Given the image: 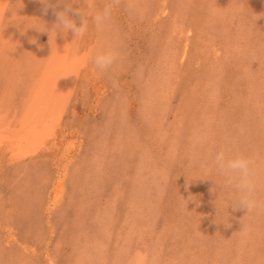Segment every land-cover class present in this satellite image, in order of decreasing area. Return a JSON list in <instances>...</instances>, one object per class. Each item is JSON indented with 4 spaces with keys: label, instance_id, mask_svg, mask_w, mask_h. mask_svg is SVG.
<instances>
[{
    "label": "rangeland",
    "instance_id": "374dc122",
    "mask_svg": "<svg viewBox=\"0 0 264 264\" xmlns=\"http://www.w3.org/2000/svg\"><path fill=\"white\" fill-rule=\"evenodd\" d=\"M185 1L140 0L139 4V0H73L69 15L77 26L83 22V16L74 10L80 8L81 4L95 3V7L101 9L110 2L114 12H111L110 22L103 31H98L93 23H88L89 30L72 41L73 46H77V50L81 49L80 54L83 53L87 60L90 59L93 49L102 46L116 48L119 57L103 75L95 70L92 62L88 65L91 70H79L81 73L79 72L78 79H81L70 89L72 93L67 98L62 112L60 111L57 120L59 124L54 123L57 127L54 145L47 142L46 147L36 154L21 159L14 158L10 152L0 149V264H77L79 253L88 250L93 253L91 256H94L90 264H113L116 260L119 264H124L136 249L144 251L146 248L156 251V264H216L217 261V264H257L260 257L264 260V0ZM224 5H227V9ZM65 7L64 4L45 6L40 0H8L5 4L0 17V119L11 127L16 128L29 109L27 107L31 108L33 105V90L37 93L39 88L36 85L39 67L47 63L49 56L52 58L53 45L57 46L62 40L65 42V39L69 41V35L71 40L74 38L71 30L67 32L65 39L64 33L57 32L55 35L54 32L42 31L45 24L51 26L55 23L57 12ZM166 8L168 12L164 14L163 10ZM243 8H247L246 11ZM251 13H254V16ZM185 27H190L193 32L189 43L184 34H179L181 28ZM202 30L210 34L213 42L199 38ZM6 37L7 42L3 45L2 40ZM184 42L189 44L188 53L181 62ZM211 43L222 53L228 50L230 59L221 62L222 55L215 56L210 47ZM41 45L46 50H43ZM251 52L253 53L248 54ZM41 58H45L44 64ZM257 59H260V62ZM113 80L116 81L115 87ZM97 84L101 86L97 88ZM102 87L105 88L101 89ZM98 89L104 90L100 99L96 95ZM94 103L97 106L93 105ZM181 114L183 117H180ZM165 133L167 135H164ZM68 142L73 143V148L70 147L67 152L63 145ZM6 145L9 144L3 145L5 149ZM221 146L231 152L245 153L253 159L255 172L259 177L257 198L262 203L261 207L250 213H247L246 208L232 204L236 195L233 186L213 165L209 166ZM158 150H161L160 155ZM185 163L189 165L186 166ZM154 168L159 172L156 173ZM151 174L153 178L149 176ZM59 179L63 183V189L61 194L55 197L53 187ZM90 179H94L95 184ZM139 179H142V182ZM134 181L140 182L136 184ZM71 187L73 189H70ZM142 188L144 190L140 191ZM212 189L218 190L214 192ZM111 190L114 192L111 193ZM211 190L214 193L211 194ZM136 209H140L139 212ZM244 225H248L247 230ZM234 226H237V229ZM8 228L13 229V240L8 239ZM107 238L114 240L113 243L111 241L110 244ZM96 244H99L98 250H95ZM260 261L259 264H264Z\"/></svg>",
    "mask_w": 264,
    "mask_h": 264
},
{
    "label": "bare ground",
    "instance_id": "6f19581e",
    "mask_svg": "<svg viewBox=\"0 0 264 264\" xmlns=\"http://www.w3.org/2000/svg\"><path fill=\"white\" fill-rule=\"evenodd\" d=\"M7 1L8 0H0V17H1V15L3 14V10H4V7H5V4L7 3ZM85 1V0H84ZM110 1V0H109ZM116 1V0H115ZM120 1V0H119ZM132 1V0H131ZM136 1H138V0H136ZM187 1V0H186ZM185 1V2H186ZM189 1V0H188ZM214 1V0H213ZM224 1V0H223ZM232 1V0H231ZM230 1V2H231ZM235 1V0H234ZM238 1V0H237ZM252 1V0H251ZM145 2V1H144ZM229 2V3H230ZM238 2H240V1H238ZM244 2H245V0H244ZM23 3V2H22ZM84 3V2H83ZM90 3V2H89ZM110 3V2H109ZM122 3V2H121ZM137 3V2H136ZM139 4H140V0H139V2H138ZM161 3V2H160ZM175 3H177V2H175ZM188 3V2H187ZM190 3V2H189ZM221 3V2H220ZM219 3V4H220ZM225 3V2H224ZM248 3V2H247ZM95 4V3H94ZM111 4V3H110ZM129 3H127V5H128ZM142 4H144V3H142ZM152 4V3H151ZM180 4V3H179ZM197 4H198V2H197ZM215 4V3H214ZM227 4V3H226ZM236 4V3H235ZM126 5V6H127ZM148 5V4H147ZM165 5V4H164ZM189 5V4H188ZM187 5V6H188ZM209 5V4H208ZM207 5V6H208ZM254 5V4H253ZM78 6V5H77ZM76 6V7H77ZM96 6V5H95ZM132 6V5H131ZM163 6V5H162ZM182 6V5H181ZM184 6V5H183ZM225 6V5H224ZM227 6V5H226ZM225 6V7H226ZM261 6V5H260ZM25 7H26V5H25ZM98 7V6H97ZM103 7V6H102ZM128 7H130V6H128ZM151 7V6H150ZM163 7H165V6H163ZM180 7V6H179ZM185 7V6H184ZM211 7V6H210ZM210 7H207V8H210ZM255 7V6H254ZM28 8V7H27ZM101 8V7H100ZM172 8V7H171ZM206 8V9H207ZM232 8H234L233 6H232ZM231 8V9H232ZM258 8V7H257ZM29 9V8H28ZM78 9V8H77ZM156 8H154V10H155ZM226 9H227V7H226ZM243 9H245V8H243ZM247 9V8H246ZM246 9H245V11H246ZM253 9V8H252ZM161 10V9H160ZM163 10V9H162ZM184 10V9H183ZM233 10V9H232ZM254 10V9H253ZM134 11V10H133ZM158 11V10H157ZM171 11H173V10H171ZM187 11H189L188 9H187ZM202 11V10H201ZM229 11V10H228ZM113 12V11H112ZM132 12V11H131ZM167 12H168V10H167V8L166 9H164L163 10V13L164 14H167ZM184 12V11H183ZM190 12V11H189ZM208 12V11H207ZM223 12H225V11H223ZM114 13V12H113ZM133 13V12H132ZM191 13V12H190ZM227 13V12H226ZM225 13V14H226ZM255 13V12H254ZM253 13V14H254ZM189 14V13H188ZM224 14V13H223ZM239 14V13H238ZM252 14V13H251ZM252 14V15H253ZM261 14V13H260ZM161 15V14H160ZM172 15V14H171ZM192 15V14H191ZM227 15H229V13L227 14ZM227 15H226V17H227ZM243 15V14H242ZM232 16V15H231ZM248 16V15H247ZM250 16V15H249ZM254 16V15H253ZM15 17V16H14ZM229 17V16H228ZM238 17H240V16H238ZM243 17H244V15H243ZM83 18V20L85 19V18H87V19H90V17H82ZM192 18V17H191ZM217 18V17H216ZM230 18V17H229ZM233 18V17H232ZM258 18V17H257ZM183 19V18H182ZM209 19V18H208ZM233 19H235V18H233ZM240 19V18H239ZM254 19V18H253ZM189 20V19H188ZM224 20H226V19H224ZM232 20V19H231ZM230 20V21H231ZM249 20V19H248ZM260 20V19H259ZM262 20V19H261ZM193 21V20H192ZM210 21V20H209ZM250 21V20H249ZM165 22H167V21H165ZM172 22V21H171ZM234 22V21H233ZM90 25L92 24V21L90 20L89 22H88ZM133 23V22H132ZM225 23H226V21H225ZM250 23V22H249ZM11 24V23H10ZM29 24V23H28ZM166 24V23H165ZM173 24V23H172ZM175 24V23H174ZM228 24V23H227ZM251 24V23H250ZM11 25H13V24H11ZM169 25V24H168ZM220 25V24H219ZM230 25V24H229ZM256 25V24H255ZM263 25V24H262ZM135 26V25H134ZM225 26H227L226 24H225ZM244 26V25H243ZM197 27V26H196ZM220 27V26H219ZM222 27V26H221ZM228 27V26H227ZM231 27H233V26H231ZM235 27V26H234ZM256 27V26H255ZM109 28V27H108ZM132 28V27H131ZM216 28V27H215ZM257 28V27H256ZM259 28V27H258ZM87 30H89V29H87ZM204 30V29H203ZM201 31V33H202V35H200L199 36V38H205L207 41H211V42H213V39H211L210 38V34H208V33H206V32H204V31ZM222 30H224V29H222ZM234 30V29H233ZM233 30L231 31V32H233ZM20 31V30H19ZM219 31H221V30H219ZM225 31H226V29H225ZM227 31H228V28H227ZM230 31V30H229ZM236 31V30H235ZM241 31V30H240ZM175 32V31H174ZM204 32V33H203ZM224 31H222V33H223ZM87 33V32H86ZM89 33H91L90 31H89ZM95 33V32H94ZM104 33V32H103ZM221 33V34H222ZM54 34V33H53ZM58 34V33H57ZM69 34V33H68ZM173 34V33H172ZM179 34L181 35V36H183V34L186 36V41L189 43V41H190V37L192 36V34H193V32H192V29L189 27V28H187V27H185V28H181V30L179 31ZM217 34H219V33H217ZM235 34V33H234ZM253 34V33H252ZM66 35H67V33H64V36L65 37H63V39H65L66 38ZM92 35V34H91ZM226 36H227V34H225ZM238 35V34H237ZM243 35V34H242ZM63 36V35H62ZM68 36V35H67ZM70 36L71 35H69L68 36V40L69 41H66V39H65V42L62 40H59V41H61L60 43H58L57 44V46L56 45H53V49H52V58H50L51 56H49V58H48V61H47V63L46 64H44L43 62H44V60L43 59H45V58H41L43 61H42V63L44 64V65H42V66H40L39 67V71H38V77H37V83H36V85H37V87H39L38 89H37V93H35L34 92V90H33V93L35 94L34 96H33V105L31 106V108L30 107H27V108H29L28 110H26L27 112H23L25 115L22 117V119L20 120V122L18 123V126H15L16 128H14V127H11L10 125H7V124H5V123H3L2 122V119H0V149L2 150V151H4V152H10L11 153V156L12 157H14V158H19V159H21V158H26V157H29V156H32V155H34V154H36L37 152H39L43 147H46V143L47 142H51L52 143V145H54V143H56L55 141V134H56V132H57V127H56V125L54 124V123H57V120L59 119V115H60V111L62 112V110H63V108L66 106V101H67V98L71 95V88H72V86L73 85H76V84H78L77 83V81L78 80H80V79H78V76H79V70L81 69V70H84V71H87V70H89L90 68H89V63L91 62L90 61V59L89 60H87L85 57H84V55H83V53L82 54H80V50H77L78 48H76L77 46H73L74 44L72 43V41H70L71 39H70ZM93 36V35H92ZM226 36H224L225 38H226ZM231 36V35H230ZM233 36H235V35H233ZM240 36V35H239ZM8 37V36H7ZM7 37L5 38V40L3 41L2 40V44L3 45H5V43L7 42ZM89 37V36H88ZM166 37V36H165ZM223 37V36H222ZM238 37V36H237ZM54 38H55V36H54ZM72 38V37H71ZM92 38V37H91ZM99 38H102V37H99ZM198 38V39H199ZM218 38V37H217ZM228 38V37H227ZM250 38V37H249ZM252 38V37H251ZM53 39V38H52ZM56 39H57V37H56ZM73 39V38H72ZM79 39V38H78ZM87 39V38H86ZM86 39H85V41H86ZM104 39V38H103ZM216 39V38H215ZM222 39V38H221ZM93 40V39H92ZM171 40V39H170ZM224 40V39H223ZM238 40V39H237ZM254 40V39H253ZM16 41V40H15ZM52 41V40H51ZM53 41H54V39H53ZM198 41V40H197ZM227 41V40H226ZM242 41H245V40H242ZM251 41V40H250ZM21 42V41H20ZM55 42V41H54ZM62 42H63V44H62ZM87 42V41H86ZM106 42H108V41H106ZM195 42V41H194ZM220 42H221V40H220ZM256 42V41H255ZM94 43V42H93ZM185 43V42H184ZM188 43H185V47H184V50H182L183 52H182V55H180L181 56V62H183V60L185 59V57L187 56V45H189ZM223 43V42H222ZM256 43H258V42H256ZM62 44V45H61ZM80 44V43H79ZM229 44V43H228ZM242 44V43H241ZM240 44V45H241ZM246 44V43H245ZM263 44V43H262ZM261 44V45H262ZM17 45V44H16ZM50 45V44H49ZM77 45V44H76ZM256 45V44H255ZM260 45V46H261ZM80 46V45H79ZM88 46V45H87ZM222 46V45H221ZM229 46V45H228ZM233 46V45H232ZM51 47V46H50ZM172 47V46H171ZM210 47H211V49H212V51H213V53H215V56H220V55H222L221 57H220V61L222 62L223 60H225V61H227L228 59H230L229 57H228V55H229V52H228V50H226L224 53H222L221 51H220V49H218V48H216L215 47V44H213V43H211L210 44ZM41 48L43 49V47H42V45H41ZM47 48H48V46H47ZM80 48V47H79ZM224 48V47H223ZM33 49V48H32ZM253 49V48H252ZM258 49V48H257ZM38 50H40V49H38ZM43 50H46V49H43ZM94 51H95V49H93ZM194 50V49H193ZM254 50V49H253ZM262 50H263V48H262ZM42 51V50H41ZM93 51V52H94ZM46 52V51H45ZM228 52V53H227ZM242 52H244V51H242ZM241 52V53H242ZM258 52V51H257ZM260 52V51H259ZM42 53H43V51H42ZM47 53V52H46ZM227 53V54H226ZM239 53V52H238ZM253 52H251V53H248V54H252ZM34 54V53H33ZM35 54H38V53H35ZM205 54H208V53H205ZM247 54V55H248ZM232 55V54H231ZM234 55V54H233ZM242 55V54H241ZM36 56H38V55H36ZM35 55H34V57H36ZM46 56V55H45ZM201 56V55H200ZM253 56V55H252ZM255 56H256V54H255ZM195 57H197V56H195ZM231 57V56H230ZM178 58V57H177ZM194 58V57H193ZM233 58V57H232ZM234 58H236L235 56H234ZM243 58H244V56H243ZM259 58V57H258ZM262 58V57H261ZM237 60H238V58H236ZM240 59V58H239ZM242 59V58H241ZM87 60V61H86ZM176 60V59H175ZM187 60H189V59H187ZM235 60V59H234ZM236 60V61H237ZM242 60H244V59H242ZM245 60H247L246 59V56H245ZM244 60V61H245ZM257 60H259V62H260V59H257ZM177 61V60H176ZM199 61V60H198ZM197 61V62H198ZM233 61V60H232ZM46 62V61H45ZM189 62V61H188ZM201 62V61H200ZM242 62V61H241ZM178 63V62H177ZM244 63V62H243ZM247 63V62H246ZM34 64V63H33ZM180 64V63H179ZM184 64V63H183ZM186 64V63H185ZM184 64V65H185ZM231 64V63H230ZM254 64V63H253ZM211 65V64H210ZM223 65H224V62H223ZM222 65V66H223ZM236 65V64H235ZM250 65V64H249ZM256 65V64H255ZM264 65V64H263ZM18 66V65H17ZM37 66H39V65H37ZM36 65H35V67H37ZM183 66V65H182ZM222 66H220V67H222ZM125 67V66H124ZM202 67V66H201ZM204 67V66H203ZM237 67V66H236ZM238 67H239V65H238ZM253 67V66H252ZM29 68H30V65H29ZM180 68V67H179ZM246 68H247V66H246ZM152 69V68H151ZM157 69V68H156ZM162 69V68H161ZM204 69H205V67H204ZM244 69V68H243ZM253 69V68H252ZM10 70V69H9ZM91 70V69H90ZM158 71V70H157ZM159 71H161V70H159ZM11 72V71H10ZM14 72V71H13ZM13 72H12V74H13ZM201 72V71H200ZM221 72V71H220ZM81 73V72H80ZM94 73V72H93ZM205 73V72H204ZM210 73V72H209ZM17 74V73H16ZM255 74H256V72H255ZM89 76V75H88ZM164 76V75H163ZM166 76V75H165ZM221 76V75H220ZM81 77V76H80ZM85 77H86V75H85ZM167 77V76H166ZM201 77V76H200ZM230 77H232V76H230ZM256 77V76H255ZM102 78V77H101ZM202 78H203V76H202ZM92 79V78H91ZM168 79H169V77H168ZM176 79V78H175ZM17 80V79H16ZM86 80V79H85ZM98 80V79H97ZM200 80V79H199ZM19 81V80H18ZM17 81V82H18ZM92 81V80H91ZM102 81V80H101ZM166 81V80H165ZM205 81H207V80H205ZM99 82V81H98ZM103 82V81H102ZM200 82H201V80H200ZM206 83H208V82H206ZM239 83V82H238ZM24 84V83H23ZM92 84H94V83H92ZM102 84V83H101ZM173 84V83H172ZM224 84V83H223ZM174 85V84H173ZM225 85V84H224ZM10 86V85H9ZM13 86V85H12ZM95 86V85H94ZM101 85H98L97 84V88L98 87H100ZM159 86V85H158ZM252 86H253V84H252ZM153 87H155V86H153ZM160 87V86H159ZM2 88V87H1ZM14 88V87H13ZM20 88V87H19ZM105 88V87H104ZM103 87L101 88V89H104ZM165 88V87H164ZM77 89V88H76ZM109 89V88H108ZM162 89V88H161ZM166 89V88H165ZM169 89V88H168ZM203 89V88H202ZM252 89H254V88H252ZM111 90V89H110ZM124 90V89H123ZM163 90V89H162ZM3 91V90H2ZM9 91V90H8ZM95 91V90H94ZM109 91V90H108ZM169 91V90H168ZM27 92V91H26ZM28 92H30V91H28ZM96 92H97V96H98V98L100 99L101 98V96H103V92H104V90L102 91V90H100L99 91V89L98 90H96ZM150 92V91H149ZM206 92H207V90H206ZM209 92V91H208ZM25 93V92H24ZM107 93H109V92H106V94ZM120 93V92H119ZM118 93V94H119ZM169 93L170 94H172L170 91H169ZM20 94V93H19ZM26 94V93H25ZM169 94V95H170ZM237 94H239V93H237ZM33 95V94H32ZM90 95V94H89ZM92 95H94V94H92ZM111 95V94H110ZM154 95V94H153ZM2 96V95H1ZM112 96V95H111ZM114 96V95H113ZM124 96V95H123ZM157 96V95H156ZM205 96V95H204ZM6 97V96H5ZM21 97V96H20ZM23 97V96H22ZM29 97V96H28ZM95 97V96H94ZM115 97V96H114ZM113 97V98H114ZM152 97V96H151ZM154 97V96H153ZM92 98V97H91ZM116 98H118V97H116ZM129 98H130V96H129ZM138 98V97H137ZM140 98H142V97H140ZM139 98V99H140ZM7 99V98H6ZM31 99V98H30ZM131 99V98H130ZM150 99V98H149ZM152 99V98H151ZM156 99V98H155ZM8 100V99H7ZM18 100H20V99H18ZM141 100V99H140ZM144 99L142 98V101H143ZM158 100V99H157ZM205 100V99H204ZM20 101H24L25 102V100H20ZM31 101V100H30ZM29 101V102H30ZM102 101V100H101ZM145 101H146V98H145ZM152 101V100H151ZM150 101V102H151ZM256 101V100H255ZM96 102V101H95ZM131 102V101H130ZM149 102V101H148ZM8 103H9V101H8ZM143 103V102H142ZM141 103V104H142ZM147 103V102H146ZM152 103V102H151ZM153 103H155V102H153ZM166 103V102H165ZM190 103V102H189ZM235 103V102H234ZM20 104V103H19ZM18 104V105H19ZM120 104V106H123V104L121 105V103H119ZM126 104H127V102H126ZM132 104H133V102H132ZM156 104V103H155ZM93 105H95V103L93 104ZM99 105V104H98ZM146 105V104H145ZM95 106H97V105H95ZM117 106V105H116ZM170 106V105H169ZM197 106V105H196ZM111 107V106H110ZM125 107H126V105H125ZM148 107V106H147ZM154 107V105H152V108ZM6 108V107H5ZM96 108V107H95ZM109 108V107H108ZM152 108H151V110H152ZM160 108V107H159ZM113 109V108H112ZM131 109V108H130ZM222 109V108H221ZM1 110V109H0ZM8 110V109H7ZM116 110V109H115ZM140 110V109H139ZM150 110V109H149ZM153 110H154V108H153ZM152 110V111H153ZM223 110V109H222ZM157 111V110H156ZM163 111V110H162ZM20 112V111H19ZM71 112V111H70ZM151 112V111H150ZM158 112V111H157ZM258 112V111H257ZM1 113V112H0ZM21 113V112H20ZM93 113V112H92ZM96 113V112H95ZM122 113H124V112H122ZM153 113V112H152ZM165 113V112H164ZM213 113V112H212ZM3 114H4V111H3ZM214 114V113H213ZM213 114H212V117H213ZM125 115V114H124ZM159 115H161V113L159 114ZM197 115V114H196ZM2 116V115H1ZM70 116V115H69ZM77 116V115H76ZM221 116V115H220ZM18 117V116H17ZM125 117H126V115H125ZM180 117H183L182 116V114L180 115ZM56 119V120H53V119ZM145 118V117H144ZM200 118V117H199ZM247 118H249V117H247ZM188 119V118H187ZM135 120V119H134ZM163 120V119H162ZM19 121V120H18ZM76 121V120H75ZM74 121V122H75ZM164 121V120H163ZM167 121V120H166ZM188 121H190V120H188ZM194 121V120H193ZM178 122V121H177ZM181 122H183V121H181ZM180 122V123H181ZM186 122H187V120H186ZM204 122V121H203ZM261 122V121H260ZM142 123V122H141ZM163 123V122H162ZM184 123V122H183ZM192 123V122H191ZM57 124H59V123H57ZM73 124V123H72ZM157 124V123H156ZM168 124V123H167ZM177 124V123H176ZM64 125V124H63ZM75 125H76V123H75ZM145 125V124H144ZM150 126V125H149ZM165 126V125H164ZM148 127V126H147ZM151 127V126H150ZM154 127H155V125H154ZM249 127V126H248ZM113 128V127H112ZM149 128V127H148ZM147 128V129H148ZM75 129V128H74ZM108 129V128H107ZM146 129V130H147ZM193 129V128H192ZM196 129V128H195ZM237 129V128H236ZM175 130V129H174ZM199 130V129H198ZM67 131V130H66ZM142 131V130H141ZM148 131V130H147ZM231 131V130H230ZM238 131V130H237ZM62 132V131H61ZM144 132V131H143ZM150 132H152V130L150 129ZM169 132V131H168ZM170 132H172V131H170ZM174 132V131H173ZM222 133H224L223 131H221ZM134 133V132H133ZM153 133V132H152ZM64 134V133H63ZM155 134V133H154ZM153 134V135H154ZM144 135H146V134H144ZM152 135V136H153ZM161 135V134H160ZM164 135H167L166 133L164 134ZM170 135V134H169ZM227 135V134H226ZM61 136H63L62 134H61ZM77 136V135H76ZM119 136V135H118ZM130 136V135H129ZM66 137V136H65ZM82 137V136H81ZM131 137V136H130ZM133 137V136H132ZM179 137V136H178ZM144 138H146L145 136H144ZM150 138V137H149ZM169 138V137H168ZM174 138H176V136L174 137ZM196 138V137H195ZM62 139V138H61ZM67 139V138H66ZM77 139L78 138H76V141H77ZM136 139V138H135ZM163 139V138H162ZM167 139V138H166ZM166 139L164 140V141H166ZM172 139H173V137H172ZM191 139V138H190ZM221 139V138H220ZM75 140V139H74ZM174 140H176V139H174ZM259 140V139H258ZM257 140V141H258ZM157 141H159L158 139H157ZM169 141V140H168ZM188 141V140H187ZM239 141V140H238ZM72 142V141H71ZM71 142H68L66 145H63L64 146V148H65V150L68 152L69 151V149H70V147H71V144H73V143H71ZM75 142V141H74ZM79 142V141H78ZM217 142V141H216ZM9 144V145H6L7 146V148L5 149V147H3V145H5V144ZM57 143H59L58 141H57ZM76 143V142H75ZM154 143V142H153ZM176 144H177V142H175ZM193 143V142H192ZM232 143V142H231ZM238 143V142H237ZM77 144V143H76ZM170 144V143H169ZM234 144V143H233ZM262 144V143H261ZM75 145V144H74ZM122 145H123V143H122ZM161 145H163V144H161ZM193 145H195V144H193ZM76 146V145H75ZM77 146H79V145H77ZM120 146V145H119ZM129 146V145H128ZM167 146V145H166ZM3 147V148H2ZM60 147V146H59ZM58 147V148H59ZM107 147V146H106ZM149 147V146H148ZM162 147V146H161ZM165 147V146H164ZM168 147V146H167ZM222 147V146H221ZM233 147V146H232ZM243 147V146H242ZM246 147V146H245ZM259 147H261V146H259ZM71 148H73V147H71ZM76 148V147H75ZM118 148V147H117ZM171 148V147H170ZM234 148V147H233ZM239 148V147H238ZM77 149V148H76ZM75 149V150H76ZM105 149V148H104ZM119 149H120V147H119ZM123 149V148H122ZM157 149H158V147H157ZM167 149V148H166ZM180 149V148H179ZM178 149V150H179ZM210 149V148H209ZM125 150V149H124ZM182 150V149H181ZM255 150V149H254ZM258 150V149H257ZM56 151H57V149H56ZM115 151V150H114ZM128 151V150H127ZM141 151V150H140ZM152 151V150H151ZM161 151V150H160ZM160 151L158 150V154L160 155ZM165 151V150H164ZM259 151H261V150H259ZM117 152V151H116ZM131 152H132V150H131ZM156 152V151H155ZM173 152V151H172ZM179 152H180V150H179ZM210 152V151H209ZM231 152V151H230ZM236 152V151H235ZM238 152V151H237ZM257 152V151H256ZM264 152V151H263ZM262 152V153H263ZM72 153V152H71ZM70 153V154H71ZM165 153V152H164ZM207 153V152H206ZM64 154V153H63ZM67 154V153H66ZM79 154V153H78ZM163 154V153H162ZM167 154V153H166ZM171 154V153H170ZM245 154V153H244ZM255 154V153H254ZM260 154V153H259ZM258 154V155H259ZM264 154V153H263ZM61 155V154H60ZM67 155H69V154H67ZM75 155V154H74ZM131 155V154H130ZM146 155V154H145ZM210 155V154H209ZM212 155V154H211ZM251 155V154H250ZM62 156V155H61ZM72 156L73 155H71L70 157L72 158ZM101 156V155H100ZM132 156V155H131ZM147 156V155H146ZM145 156V157H146ZM161 156H163V155H161ZM184 156V155H183ZM255 156V155H254ZM262 156V155H261ZM8 157V156H7ZM78 157V156H77ZM102 157V156H101ZM165 157V156H164ZM169 157V156H168ZM56 158V157H55ZM57 158H58V156H57ZM104 158V157H103ZM155 158V157H154ZM166 158H167V156H166ZM185 157H183V159H184ZM255 158V157H254ZM63 159V158H62ZM134 159V158H133ZM142 159V158H141ZM164 159V158H163ZM31 160V159H30ZM59 160V159H58ZM71 160V159H70ZM105 160V159H104ZM135 160V159H134ZM147 160V159H146ZM157 160V159H156ZM181 160V159H180ZM187 160V159H186ZM202 160H204V159H202ZM34 161V160H33ZM63 161V160H62ZM84 161V160H83ZM100 161V160H99ZM132 161V160H131ZM148 161V160H147ZM184 161V160H183ZM5 162V161H4ZM35 162H36V159H35ZM102 162V161H101ZM150 162V161H149ZM152 162H154V161H152ZM16 163V162H15ZM34 163V162H33ZM39 163H41V162H39ZM70 163H72V162H70ZM132 163V162H131ZM130 163V164H131ZM162 163V162H161ZM1 164H2V162H1ZM77 164V163H76ZM142 164V163H141ZM141 164H139V165H141ZM148 164V163H147ZM152 164V163H151ZM166 164V163H165ZM207 164V163H206ZM205 164V165H206ZM25 165V164H24ZM146 165V164H145ZM154 165V164H153ZM163 165V164H162ZM182 165H184V164H182ZM185 165H186V163H185ZM189 165V164H188ZM188 165H186V166H188ZM197 164H195V166H196ZM85 166V165H84ZM91 166V165H90ZM120 166H121V164H120ZM161 166V165H160ZM190 166H192L191 165V163H190ZM200 166V165H199ZM198 166V167H199ZM204 166V165H203ZM207 166V165H206ZM210 167L212 166V164L211 165H209ZM24 167V166H23ZM141 167H143V164H142V166ZM147 167V166H146ZM150 167V166H149ZM151 167H152V165H151ZM166 167V166H165ZM185 167V166H184ZM208 167V166H207ZM213 167V166H212ZM14 168V167H13ZM63 168V167H62ZM66 168V167H65ZM107 168V167H106ZM123 168V167H122ZM121 168V169H122ZM125 168V167H124ZM137 168V167H136ZM145 168V167H144ZM164 168V167H163ZM166 168H169V167H166ZM182 168V167H181ZM186 168V167H185ZM196 168V167H195ZM2 169V168H1ZM0 169V170H1ZM60 169V168H59ZM85 169V168H84ZM101 169V168H100ZM120 169V168H119ZM152 170H153V168H151ZM155 169V168H154ZM157 169V168H156ZM155 169V170H156ZM191 169V168H190ZM204 169V168H203ZM207 169V168H206ZM81 170V169H80ZM137 170H138V168H137ZM143 170H145V169H143ZM147 170V169H146ZM149 171H150V168L148 169ZM148 170H147V173H148ZM194 170V169H193ZM60 171V170H59ZM121 171V170H120ZM124 171V170H123ZM122 171V172H123ZM165 171V170H164ZM184 171V170H183ZM201 171V170H200ZM209 171H211V170H209ZM213 171V170H212ZM134 172V171H133ZM132 172V173H133ZM140 172V171H139ZM151 172V171H150ZM157 172H159V171H157L156 170V173ZM161 172H163V171H161ZM190 172V171H189ZM194 172V171H193ZM216 172V171H215ZM215 172L213 173V174H215ZM100 173H101V171H100ZM126 173H128L127 171H126ZM141 173V172H140ZM152 173V172H151ZM195 173V172H194ZM200 173V172H199ZM198 173V170H197V174H199ZM207 173V172H206ZM263 173V172H262ZM19 174H20V172H19ZM89 174H91V173H89ZM99 174V173H98ZM130 174H131V172H130ZM134 174V173H133ZM132 174V175H133ZM149 174V173H148ZM159 174V173H158ZM174 174V173H173ZM211 174V173H210ZM212 174V175H213ZM92 175V174H91ZM100 175V174H99ZM145 175V174H144ZM152 175L153 174H151V175H149V176H151L152 177ZM155 175V174H154ZM161 175V174H160ZM165 175H168V174H165ZM175 175V174H174ZM194 175V174H193ZM192 175V177L194 178V176ZM207 175V174H206ZM221 175V174H220ZM264 175V174H263ZM64 176H66V175H64ZM98 176V175H97ZM101 176V175H100ZM134 176H138L137 178H139L140 177V175H134ZM156 176V175H155ZM197 176V175H196ZM203 176V175H202ZM201 176V177H202ZM213 176H215V175H213ZM59 177V176H58ZM144 177V176H143ZM158 177V176H157ZM166 176H164V178H165ZM199 177V176H198ZM212 177V176H211ZM65 178V177H64ZM100 179L102 178V177H99ZM123 178V177H122ZM121 178V179H122ZM132 178H133V176H132ZM153 178V177H152ZM168 178V177H167ZM196 178V177H195ZM194 178V179H195ZM205 178V177H204ZM220 178V177H219ZM130 179V178H129ZM136 179V178H135ZM166 179V178H165ZM201 179V178H200ZM209 179V178H208ZM213 179V178H212ZM216 179V178H215ZM88 179H86V181H87ZM91 180V179H90ZM89 180V181H90ZM96 180V179H95ZM124 180V179H123ZM128 180V179H127ZM139 180H141V182H142V179H139ZM148 180V179H147ZM157 180V179H156ZM3 181V180H2ZM92 181V183L93 184H95V181H94V179L93 180H91ZM94 181V182H93ZM130 181H132V180H130ZM150 181V180H149ZM152 181V180H151ZM198 181H200V180H198ZM218 181H220V180H218ZM217 181V182H218ZM64 182V181H63ZM135 182V181H134ZM138 182H140V181H138ZM138 182H135L136 184H138ZM154 182V181H153ZM152 182V183H153ZM158 182V181H157ZM165 182V181H164ZM212 183H214L213 181H211ZM85 183H88V182H85ZM90 183V182H89ZM97 183V182H96ZM154 183H156V182H154ZM159 183V182H158ZM170 183V182H169ZM208 183V182H207ZM207 183H206V186H207ZM220 183V182H219ZM223 183H224V181H223ZM84 184V183H83ZM113 184V183H112ZM120 184V183H119ZM125 184H127V183H125ZM140 184V183H139ZM161 184H164V183H161ZM74 185H75V183H74ZM79 185V184H78ZM115 183H114V187H115ZM124 185V184H123ZM128 185V184H127ZM129 185H130V183H129ZM165 185V184H164ZM175 185V184H174ZM210 185V184H209ZM208 185V186H209ZM258 185V184H257ZM27 186V185H26ZM70 186H71V184H70ZM76 186V185H75ZM82 186V185H81ZM86 186V185H85ZM94 186V185H93ZM92 186V187H93ZM132 186V185H131ZM137 186V185H136ZM145 186V185H144ZM149 186H151L150 184H149ZM191 186V185H190ZM202 186H204V185H202ZM221 186V185H220ZM30 187V186H29ZM79 187V186H78ZM90 187H91V185H90ZM113 187V188H114ZM138 187V186H137ZM140 187H141V185H140ZM142 187H143V185H142ZM148 187V186H147ZM146 187V188H147ZM152 187H154V184H153V186ZM168 187V186H167ZM212 187H213V185H212ZM229 187V186H228ZM75 189H76V187H74ZM89 188V187H88ZM128 188V187H127ZM132 188V187H131ZM135 188V187H134ZM139 188V187H138ZM138 188H136V189H138ZM158 188V187H157ZM206 188V187H205ZM209 189H210V187H208ZM214 188H216V187H214ZM219 188V187H218ZM18 189V188H17ZM31 189H32V187H31ZM62 189H63V183H62V181L59 179V181H56V184H55V186L53 187V191L55 192V197H58L60 194H61V192H62ZM70 189H73L72 187L70 188ZM82 189V188H81ZM87 189V188H86ZM133 189V188H132ZM148 189V188H147ZM84 190V189H83ZM97 190V189H96ZM99 190V189H98ZM142 190H144L143 188L142 189H140V191H142ZM191 190H193L192 188H191ZM213 190V189H212ZM212 190H211V194L212 193H214L215 191H217L218 189H216V190H213L214 192H212ZM6 191V190H5ZM10 191V190H9ZM75 191V190H74ZM84 191H86V190H84ZM83 191V192H84ZM91 191H94V190H91ZM91 191H89V192H91ZM109 191V190H108ZM132 191V190H131ZM148 191V190H147ZM224 191V190H223ZM76 192V191H75ZM112 192H114L113 190H111V193ZM138 192H139V190H138ZM188 192V191H187ZM221 192V191H220ZM74 193V192H73ZM109 193V192H108ZM122 193V192H121ZM136 193H137V191H136ZM140 193V192H139ZM158 193H159V191H158ZM202 193V192H201ZM1 194V193H0ZM80 194V193H79ZM78 194V195H79ZM84 194H85V192H84ZM90 194V193H89ZM129 194V193H128ZM133 194V193H132ZM138 194V193H137ZM137 194H135V195H137ZM149 194V193H148ZM210 194V195H211ZM219 194V193H218ZM54 195V194H53ZM93 195H96V194H93ZM209 195V194H208ZM220 195H222V193L220 194ZM261 195V194H260ZM31 196V195H30ZM47 196V195H46ZM85 196V195H84ZM111 196V195H110ZM199 196V195H198ZM215 196H217V195H215ZM4 197V196H3ZM54 197V196H53ZM96 197V196H95ZM94 197V198H95ZM128 197V196H127ZM136 197V196H135ZM146 197H147V195H146ZM206 197H207V195H206ZM218 197V196H217ZM216 197V198H217ZM81 198H82V193H81ZM130 198H132V197H130ZM134 198V197H133ZM144 198V197H143ZM188 198V197H187ZM190 198V197H189ZM202 198V197H201ZM209 198V197H208ZM215 198V199H216ZM91 200H92V198H90ZM140 199V198H139ZM220 199V198H219ZM228 199H230V198H228ZM31 200V199H30ZM53 200H55V198L53 199ZM129 200V199H128ZM136 200V199H135ZM142 200H144V199H142ZM191 200V199H190ZM208 201H209V199H207ZM207 200H205V202L207 201ZM33 201H34V199H33ZM89 201V200H88ZM216 201V200H215ZM219 201V200H218ZM222 201V200H221ZM224 201H225V199H224ZM223 201V202H224ZM46 202V201H45ZM67 202V201H66ZM74 202V201H73ZM77 202V201H76ZM128 202V201H127ZM188 202H190L189 200H188ZM213 202V201H212ZM211 202V203H212ZM20 203V202H19ZM107 203V202H106ZM129 203H130V201H129ZM132 203H134V202H132ZM143 203V202H142ZM173 203V202H172ZM219 203V202H218ZM103 205H104V203H102ZM128 204V203H127ZM149 204V203H148ZM196 204H197V202H196ZM213 205H214V203H212ZM23 205V204H22ZM110 205H112V204H110ZM129 205H131V204H129ZM134 205V204H133ZM136 205V204H135ZM140 205V204H139ZM189 205H190V203H189ZM194 205V204H193ZM201 205V204H200ZM212 205V206H213ZM3 206V205H2ZM21 206V205H20ZM146 206V205H145ZM145 206H144V208H145ZM173 206V205H172ZM176 206V205H175ZM197 206V205H196ZM204 206V205H203ZM10 207V206H9ZM108 207V206H107ZM107 207H105V209L107 208ZM135 207V206H134ZM139 207V206H138ZM148 207V206H147ZM149 207H150V205H149ZM202 207V206H201ZM207 207V206H206ZM261 207V206H260ZM263 207V206H262ZM130 208V207H129ZM141 208H143V207H141ZM208 208V207H207ZM212 208V207H211ZM211 208H209V209H211ZM21 209V208H20ZM133 209H135V208H133ZM202 209V208H201ZM11 210V209H10ZM137 210V209H136ZM138 210H140V209H138ZM137 210V211H138ZM173 210V209H172ZM175 210V209H174ZM203 210V209H202ZM216 210H217V208H216ZM5 211V210H4ZM111 211V210H110ZM133 211V210H132ZM146 211V210H145ZM148 211V210H147ZM189 211H191V209L189 210ZM208 211V210H207ZM243 211V210H242ZM106 212V211H105ZM109 212V211H108ZM139 212V211H138ZM193 212H194V210H193ZM229 212V211H228ZM111 213V212H110ZM109 213V214H110ZM173 213V212H172ZM185 213V212H184ZM242 213V212H241ZM257 213H258V211H257ZM256 213V214H257ZM7 214V213H6ZM5 214V215H6ZM101 214H103V213H101ZM148 214H149V212H148ZM179 214V213H178ZM190 214H193V213H190ZM190 214H188V215H190ZM194 214H196L195 212H194ZM201 214V213H200ZM210 214V213H209ZM224 214V213H223ZM222 214V215H223ZM133 215V214H132ZM135 215V214H134ZM225 215V214H224ZM231 215V214H230ZM246 215V214H245ZM28 216V215H27ZM147 216V215H146ZM247 216V215H246ZM5 217H7V216H5ZM104 216L102 215V220L104 219L103 218ZM138 217V216H137ZM176 217H177V215H176ZM185 217V216H184ZM229 217V216H228ZM240 218H241V216H239ZM258 217V216H257ZM260 217V216H259ZM130 218H132V217H130ZM136 218V217H135ZM151 218V217H150ZM200 218H201V216H200ZM250 218V217H249ZM193 219V218H192ZM234 219V218H233ZM245 219V218H244ZM147 220V219H146ZM223 220H224V218H223ZM232 220V219H231ZM241 220V219H240ZM144 221V220H143ZM238 221V220H237ZM249 221V220H248ZM10 222V221H9ZM102 222V221H101ZM109 222V221H108ZM177 222H178V218H177ZM208 222V221H207ZM234 222V221H233ZM104 223V222H103ZM128 223H129V221H128ZM133 223V222H132ZM212 223V222H211ZM248 223V222H247ZM6 224V223H5ZM52 224V223H51ZM108 224V223H107ZM112 224V223H111ZM222 224H223V222H222ZM227 224H228V222H227ZM238 224H239V221H238ZM102 225V223H100V226ZM129 225H130V223H129ZM206 225V224H205ZM2 226V225H1ZM5 227H6V225H4ZM110 226V225H109ZM139 226V225H138ZM145 226V225H144ZM214 226H215V224H214ZM241 226H242V224H241ZM245 226V225H244ZM248 225H246L245 226V228L247 227ZM250 226V225H249ZM259 226V225H258ZM101 227H103V226H101ZM211 227H212V224H211ZM235 227V226H234ZM243 227V226H242ZM104 228V227H103ZM136 228V227H135ZM221 228V227H220ZM222 228H224V227H222ZM236 229H237V226L235 227ZM250 228V227H249ZM259 228V227H258ZM12 229V228H11ZM10 228H8V232H9V234L10 235H8V239H10V240H13V238H14V236H13V229L11 230ZM97 229V228H96ZM106 228H104V230H105ZM111 229V228H110ZM132 229V228H131ZM138 229H139V227H138ZM142 229V228H141ZM144 229H146V227L144 228ZM201 229H202V227H201ZM216 229H217V227H216ZM219 229V228H218ZM225 229V228H224ZM234 229V228H233ZM232 229V230H233ZM243 229H244V227H243ZM248 228H246L245 230H247ZM253 229V228H252ZM42 230V229H41ZM54 230V229H53ZM52 230V231H53ZM91 230V229H90ZM94 230V229H93ZM101 230V229H100ZM114 230V229H113ZM204 230V229H203ZM202 230V231H203ZM212 230H213V228H212ZM223 230V229H222ZM227 230V229H226ZM5 231V230H4ZM107 231V230H106ZM228 231V230H227ZM235 231V230H234ZM54 232V231H53ZM207 232V231H206ZM221 232V231H220ZM236 232V231H235ZM237 232L239 233V231L237 230ZM107 233V232H106ZM121 233H123V232H121ZM151 233H152V231H151ZM157 233V232H156ZM233 233V232H232ZM247 233V232H246ZM249 233V232H248ZM39 234H40V232H39ZM54 234V233H53ZM112 234V233H111ZM115 234V233H114ZM117 234V233H116ZM137 234V233H136ZM162 234V233H161ZM186 234V233H185ZM221 234V233H220ZM226 234V233H225ZM241 234H242V232H241ZM12 235V236H11ZM109 235V234H108ZM121 235V234H120ZM154 235V234H153ZM216 235V234H215ZM236 235V234H235ZM239 235H240V233H239ZM243 235V234H242ZM247 235V234H246ZM102 236H104V235H102ZM115 236V235H114ZM114 236H113V238H114ZM122 236H124V235H122ZM155 236V235H154ZM165 236V235H164ZM169 236V235H168ZM233 236V235H232ZM241 236V235H240ZM109 237H111V236H109ZM116 237L118 238V239H120L121 240V238H119V236H117L116 235ZM121 237V236H120ZM156 237V236H155ZM235 237V236H234ZM246 237V236H245ZM220 238V237H219ZM236 238V237H235ZM234 238V239H235ZM251 238V237H250ZM104 239H105V237H104ZM108 240H109V238H107ZM111 239V238H110ZM116 239V238H115ZM117 239V240H118ZM142 239V238H141ZM140 239V240H141ZM214 239V238H213ZM228 239V238H227ZM226 239V240H227ZM9 240V241H10ZM34 240V239H33ZM103 240V239H102ZM107 240V241H108ZM124 240V239H123ZM122 240V241H123ZM137 240V239H136ZM150 240V239H149ZM157 240V239H156ZM159 240V239H158ZM164 240V239H163ZM169 240V239H168ZM216 240V239H215ZM223 240V239H222ZM248 240V239H247ZM110 241V244H111V241H112V239L111 240H109ZM108 241V242H109ZM114 241V240H113ZM113 241H112V243H113ZM138 241V240H137ZM153 242H154V240H152ZM207 241V240H206ZM251 241V240H250ZM37 242V241H36ZM208 242V241H207ZM228 242V241H227ZM234 242V241H233ZM237 242V241H236ZM262 242V241H261ZM19 243V242H18ZM85 244L86 243H88L89 244V242H84ZM137 243H139V241L137 242ZM144 243V242H143ZM165 243H166V241H165ZM210 243V242H209ZM259 243V242H258ZM103 244V243H102ZM109 244V245H110ZM156 246L158 245V243L156 244V243H154ZM238 244V243H237ZM263 244V243H262ZM99 245V244H98ZM98 245L96 244V246H95V250H98ZM166 245V244H165ZM215 245V244H214ZM140 246V245H139ZM143 246V245H142ZM148 246H149V244H148ZM147 246V247H148ZM259 246V245H258ZM14 247H16V246H14ZM93 247V246H92ZM104 247V246H103ZM154 247V246H153ZM161 247H162V245H161ZM180 247V246H179ZM218 247V246H217ZM225 247V246H224ZM236 247V246H235ZM164 248V247H163ZM214 248H215V250H216V246H214ZM81 249V248H80ZM107 249V248H106ZM131 249H133V248H131ZM130 249V250H131ZM158 249H160V248H158ZM166 249V248H165ZM212 249V248H211ZM231 249V248H230ZM242 249V248H241ZM252 249V248H251ZM137 250V249H136ZM167 250V249H166ZM179 250H180V248H179ZM183 250H185L184 248H183ZM214 250V251H215ZM219 250V249H218ZM218 250H217V252H218ZM223 250V249H222ZM253 250V249H252ZM260 250V249H259ZM128 251H129V248H128ZM132 251V250H131ZM160 251V250H159ZM165 251V250H164ZM175 251H177V250H175ZM250 251V250H249ZM135 252V251H134ZM143 252H146L147 254H148V256H149V258L151 259V258H153V257H155V260H156V258L158 259V256L157 255H154L155 254V252H153V251H150V249L149 248H146V250H144ZM187 252V251H186ZM200 252V251H199ZM47 253V252H46ZM87 253H90L89 255L87 254ZM92 252L91 251H87V252H84V251H81L79 254V261L77 262V264H90V262L93 260V258H94V256H91L92 254H91ZM130 253V252H129ZM132 253V252H131ZM167 253V252H166ZM263 253V252H262ZM213 254V253H212ZM256 254H257V252H256ZM187 255V254H186ZM216 255H218V254H216ZM237 255H238V253H237ZM236 255V256H237ZM250 255V254H249ZM248 255V257H250ZM259 255V254H258ZM262 256V255H261ZM41 257H42V255H41ZM51 257V256H50ZM217 257V256H216ZM223 257V256H222ZM254 257V256H253ZM129 258V257H128ZM128 258H127V260L125 261V263L124 264H127V261H128ZM210 258V257H209ZM220 258V255H219V257H218V259ZM229 259V258H228ZM249 259V258H248ZM258 259V258H257ZM260 259H261V257H260ZM260 259L258 260V262L260 261ZM52 260V258H50V261ZM189 260H190V258H189ZM253 260V259H252ZM95 261V260H94ZM183 261V260H182ZM188 261V260H187ZM197 261V260H196ZM222 261H224V260H222ZM247 261H249V260H247ZM257 261V260H256ZM261 261H263L264 262V260H262L261 259ZM260 261V262H261ZM120 262H122V261H120ZM157 262V261H156ZM162 262V261H161ZM190 262V261H189ZM203 262V261H202ZM215 262H216V260H215ZM217 262H219V261H217ZM217 262H216V264H217ZM226 262V261H225ZM257 262V264H259ZM97 262H95V264H96ZM99 263V262H98ZM160 263V262H159ZM184 263V262H183ZM188 262H186V264H187ZM207 263V262H206ZM220 263H222V262H220ZM227 263V262H226ZM252 263H253V261H252ZM54 264V263H53ZM101 264V263H100ZM205 264V263H204ZM215 264V263H214ZM238 264H239V262H238ZM256 264V263H255ZM262 264V263H261Z\"/></svg>",
    "mask_w": 264,
    "mask_h": 264
},
{
    "label": "clouds",
    "instance_id": "9594fccd",
    "mask_svg": "<svg viewBox=\"0 0 264 264\" xmlns=\"http://www.w3.org/2000/svg\"><path fill=\"white\" fill-rule=\"evenodd\" d=\"M40 2L45 6L66 5L63 10L57 12L55 23L51 26L45 24L42 31L54 32L57 35V32L67 33L71 30L74 33V38L71 41L84 34L90 20L98 31H103L111 19L112 5L110 3L101 9H97L92 3L81 4V7L74 11L84 17H90V19L85 18L77 26L69 15V10L74 4L73 0H40ZM118 57L119 52L116 48L102 46L92 53L90 59L95 70L103 75L116 63ZM112 83L115 87L116 81L113 80ZM212 165L233 186L236 193L232 203L234 206L244 207L247 209V213H250L261 205L262 201L257 198L259 177L255 172L254 162L250 156L240 152H230L225 147H221L215 152ZM113 264H119V261L116 260ZM127 264H156V260L155 257L150 259L146 252L136 250L129 256Z\"/></svg>",
    "mask_w": 264,
    "mask_h": 264
}]
</instances>
